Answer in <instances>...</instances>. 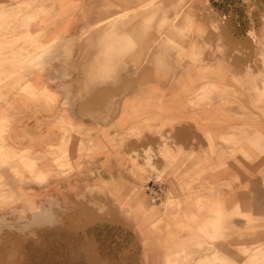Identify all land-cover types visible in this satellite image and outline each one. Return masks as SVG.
<instances>
[{
  "label": "crops",
  "instance_id": "obj_1",
  "mask_svg": "<svg viewBox=\"0 0 264 264\" xmlns=\"http://www.w3.org/2000/svg\"><path fill=\"white\" fill-rule=\"evenodd\" d=\"M19 2L27 5L28 0ZM7 3L4 0L0 4ZM116 3L117 0H33L29 13L35 16L20 28V43L18 48L13 46L14 55L10 53V35L0 38V45L6 44L0 51V80L6 78L0 83V128H4L0 154L12 162L24 156V165L31 166L28 173L18 165L22 179L9 178L12 187L39 199L44 190L69 192L82 183L112 177L117 180L118 167L126 156L147 148L160 167V140L147 127L155 121L164 123L167 149L178 157L206 162L205 168L213 169L203 178V188L212 192L210 197L198 199V207H204L198 211V221L211 218L215 210L218 215H229L240 211V207L250 216L264 219V182L231 181L241 167L244 171L250 164L239 156L236 162L235 156L230 157L235 146L223 142L240 139L234 130L250 125L247 110L229 102L231 93L244 94L245 89L231 87L223 73L200 86L196 65L186 66L170 81L160 84L156 77L162 74L154 73L153 64L162 61L166 63L164 70H171L176 59L169 51L159 57L154 52L143 54L150 63L135 69L140 65L138 54L124 59L123 46H152L163 38L154 36L155 22H132L129 27L122 22L108 24V18L117 14L113 8ZM175 25L180 26L176 29L183 28L182 23ZM238 26L237 22L232 25L229 33L234 42L246 39L244 23ZM178 42L185 47L188 38ZM197 44L198 39L193 45ZM129 77L136 80L124 87L123 79ZM107 78L114 81L107 82ZM31 91L37 94L36 99L28 95ZM59 117L73 130L67 137L57 122ZM260 124L264 126V121ZM156 126L152 124L151 128ZM210 148L215 154H210ZM59 150L62 158L56 154ZM56 160L63 167H58ZM240 221V217L233 216L228 222L234 227ZM215 246L216 252H198V260L212 259L218 253L226 255L228 261L235 258L233 236L230 245L225 242Z\"/></svg>",
  "mask_w": 264,
  "mask_h": 264
},
{
  "label": "rangeland",
  "instance_id": "obj_2",
  "mask_svg": "<svg viewBox=\"0 0 264 264\" xmlns=\"http://www.w3.org/2000/svg\"><path fill=\"white\" fill-rule=\"evenodd\" d=\"M7 1L6 5L0 4V38L10 35L12 55L13 46L18 48L20 43V28L35 15L29 13L33 0H28L27 5L19 0ZM113 8L117 14L108 18V24L122 22L129 27L132 22H155L154 36L163 38L152 46H123L124 59L138 54L140 65L135 69L150 63L143 54L154 52L159 57L169 51L177 60L171 63V70H164L166 63L162 61L152 63L154 73L162 74L156 77L160 84L170 81L186 66L196 65L200 86L223 73L231 87L245 89L244 94L231 93L229 102L247 110L250 125L234 130L240 139L223 142L235 146L230 157L235 156L236 162L239 156L250 164L244 171L241 167L231 181L264 182V126L260 124L264 121V0H117ZM236 22L245 25L244 41L234 42L229 34ZM176 23H182L183 28L176 29L180 27ZM125 37L128 39V35ZM183 38H188L185 47L178 42ZM197 39L198 44L193 45ZM4 45L2 42L0 51ZM135 80L124 78V87ZM28 95L35 99L37 96L32 91ZM62 120L59 117L57 122L67 137L73 130ZM152 124H157L156 128H151ZM163 126L155 121L147 125L148 131L160 140L158 156L162 166L155 165L150 149H141L126 156L118 167L117 180L112 177L82 183L69 192L44 190L39 199L10 184L9 178L22 179L18 165L31 172L29 163L24 165V156L14 163L0 154V264H264V219L250 216L240 207V211L237 208L238 212L229 215H218L215 210L211 218L198 221V211L204 208L198 207V199L210 197L212 192L203 188V178L213 169L205 168L206 162L178 157L167 149ZM3 133L1 127L0 140ZM241 148L243 151H239ZM56 154L62 158L61 150ZM210 154H215L211 148ZM56 163L63 167L58 160ZM154 179L165 184L162 202L156 206L148 202L144 191L147 181ZM233 216L242 219L234 227L228 222ZM231 235L235 240L233 260L228 261L221 253L209 260H198L202 250L216 252L215 244L230 245Z\"/></svg>",
  "mask_w": 264,
  "mask_h": 264
},
{
  "label": "built area",
  "instance_id": "obj_3",
  "mask_svg": "<svg viewBox=\"0 0 264 264\" xmlns=\"http://www.w3.org/2000/svg\"><path fill=\"white\" fill-rule=\"evenodd\" d=\"M144 191L148 197V202L151 204H157L163 199L165 184L159 179L149 180L145 184Z\"/></svg>",
  "mask_w": 264,
  "mask_h": 264
},
{
  "label": "bare ground",
  "instance_id": "obj_4",
  "mask_svg": "<svg viewBox=\"0 0 264 264\" xmlns=\"http://www.w3.org/2000/svg\"><path fill=\"white\" fill-rule=\"evenodd\" d=\"M161 200H162V199H161ZM161 200H160V201H161ZM161 202H162V201H161ZM159 204H160V202H159V203H157V204H153V205L151 204V205H152V206H156V205H159Z\"/></svg>",
  "mask_w": 264,
  "mask_h": 264
}]
</instances>
